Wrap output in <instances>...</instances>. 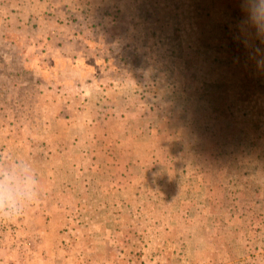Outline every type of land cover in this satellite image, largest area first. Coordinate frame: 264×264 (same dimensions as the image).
<instances>
[{
    "label": "rangeland",
    "instance_id": "rangeland-1",
    "mask_svg": "<svg viewBox=\"0 0 264 264\" xmlns=\"http://www.w3.org/2000/svg\"><path fill=\"white\" fill-rule=\"evenodd\" d=\"M240 17L0 0V157L43 187L0 264H264V44Z\"/></svg>",
    "mask_w": 264,
    "mask_h": 264
},
{
    "label": "clouds",
    "instance_id": "clouds-1",
    "mask_svg": "<svg viewBox=\"0 0 264 264\" xmlns=\"http://www.w3.org/2000/svg\"><path fill=\"white\" fill-rule=\"evenodd\" d=\"M239 26L264 44V0H238ZM245 46H249L247 40ZM264 64V49L252 46ZM43 187L33 164L23 158L0 157V222H12L39 203Z\"/></svg>",
    "mask_w": 264,
    "mask_h": 264
}]
</instances>
